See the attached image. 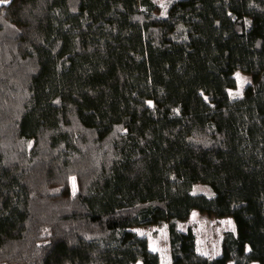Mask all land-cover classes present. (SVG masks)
<instances>
[{"label": "trees", "instance_id": "trees-1", "mask_svg": "<svg viewBox=\"0 0 264 264\" xmlns=\"http://www.w3.org/2000/svg\"><path fill=\"white\" fill-rule=\"evenodd\" d=\"M262 49L264 0L0 3V264H264Z\"/></svg>", "mask_w": 264, "mask_h": 264}, {"label": "rangeland", "instance_id": "rangeland-1", "mask_svg": "<svg viewBox=\"0 0 264 264\" xmlns=\"http://www.w3.org/2000/svg\"><path fill=\"white\" fill-rule=\"evenodd\" d=\"M155 1L161 6H165L169 2V0ZM261 56L264 57V49H262ZM237 73L240 76L239 80L237 79ZM234 74L236 79L235 85L228 88V91L233 96L236 93L240 94L244 85L250 82L249 74L238 70ZM165 82H170L174 86L176 94L180 96L183 83L170 80H166ZM193 189L204 192L210 191L207 185L200 183L194 184ZM187 226L192 227L195 232L197 250L207 256H214L220 252L222 234L225 230H234V224L230 216L217 217L197 209H193L186 219L180 221V228L182 230ZM132 229L140 235L143 233L142 236L147 238L149 248L156 249L160 258V264H171L166 223L136 225L132 226ZM137 264H140V262H137ZM252 264H256V262Z\"/></svg>", "mask_w": 264, "mask_h": 264}, {"label": "snow or ice", "instance_id": "snow-or-ice-1", "mask_svg": "<svg viewBox=\"0 0 264 264\" xmlns=\"http://www.w3.org/2000/svg\"><path fill=\"white\" fill-rule=\"evenodd\" d=\"M9 2V0H0V3H4V4H6V3H8ZM237 79L239 80L240 79V76H239V74L237 73ZM231 94V93H230ZM236 95H239V93H236ZM230 223V222H229ZM141 235H143V233H141ZM153 251H156V249L155 248H153L152 249Z\"/></svg>", "mask_w": 264, "mask_h": 264}]
</instances>
